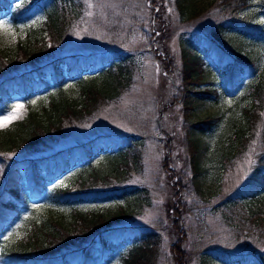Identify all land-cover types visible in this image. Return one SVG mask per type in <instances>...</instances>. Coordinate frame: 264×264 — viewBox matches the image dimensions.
I'll return each instance as SVG.
<instances>
[{"label": "rangeland", "instance_id": "rangeland-1", "mask_svg": "<svg viewBox=\"0 0 264 264\" xmlns=\"http://www.w3.org/2000/svg\"><path fill=\"white\" fill-rule=\"evenodd\" d=\"M18 1L12 0L13 3ZM39 2L40 6L37 5L29 18L14 23L10 20V11H14L15 7L10 5L5 11H0V25H3L0 27V52L13 57L18 45L27 43L31 32L41 31L48 13L68 9L75 17L66 25L67 34L61 45L52 48L51 51L55 50L53 54L48 56V53L43 60L66 55L120 54L126 66L122 72L130 80L118 97L102 102L99 111L90 120L81 123L79 128H68V124L65 128L67 134L47 148L44 147L41 152L26 150L14 156L21 158L44 155L100 134H108L129 138V143L123 145L127 147L120 149L122 152L116 159V163L128 161L129 177L122 185L127 187L121 192L122 196L105 201L83 200L66 204L60 202L62 200L51 198L47 188L44 196L34 199L28 209L22 210L14 221L4 225L2 245L22 238L32 220L40 219L43 215L62 219L68 217L74 209L106 215L123 210L127 215L114 225L135 227L137 235L117 245L109 260L101 261L100 264H123V257L133 246L132 243H140L142 236L148 232L155 234V241L151 246L157 251L158 264H177L173 262L171 254L173 245L179 246L185 257L182 264H235L232 259L239 254L255 252L259 256L264 251V242L258 230L264 231V224H256L261 214L250 215L258 202H247V199L252 198L250 195L243 196L246 195L245 191L239 190L253 170L257 138L251 139L246 150L233 156L234 160L228 164L224 162L225 159L216 155L227 143L228 132L233 125L231 117L241 113L247 102L245 90L241 91L246 80L236 91L227 88V84H232L230 78L238 75L237 72H231L229 60L247 52L245 57L252 61L251 65L257 68L255 73L260 77L264 68V37L257 39V44L243 43L244 51L239 46L241 51L235 45L233 48L228 37L226 46L217 43L212 49L221 59L206 54L202 65L205 89L218 88L225 91L217 99L213 96L203 99L193 96L199 85L194 86L190 93H182L181 88L180 91L178 89L184 77L181 54L184 49L189 53L186 49L189 39L213 33L215 23L232 25V19H227L230 23L225 22L227 20L215 8L217 1L38 0ZM247 9H257L255 20L264 29V11L260 2L250 1ZM227 25L224 26L228 27ZM231 30L234 31L229 32L240 33L239 29ZM48 39L45 34L41 41L47 42L49 46ZM187 53L185 57H188ZM28 60L21 61L19 58L14 63L19 68H24ZM93 81L100 83L101 79L86 80L85 84H82V80L79 84L82 87ZM80 86H73L72 92L68 88L66 91L69 96L79 98ZM37 100L38 98L32 99L30 103L35 104ZM18 105L22 107L17 108ZM14 110L15 118L0 125V128L23 116L27 105L17 101L0 119L12 115ZM209 121L212 124L202 126ZM199 127H202L204 133L199 134ZM225 129L228 131H224ZM167 155L170 156L166 160ZM96 159L104 158L99 155L93 164L68 172L58 182L60 188L70 187L77 178L86 175L92 168L102 167L100 165L104 162ZM195 164L198 167L196 169ZM174 175L175 178L172 177ZM1 178L0 170V180ZM100 186L101 189L104 188L103 185ZM246 192L250 193L249 190ZM178 196L183 206L180 205L176 211L179 215L176 216L177 223H174L173 208ZM0 264L3 263L0 261Z\"/></svg>", "mask_w": 264, "mask_h": 264}, {"label": "trees", "instance_id": "trees-1", "mask_svg": "<svg viewBox=\"0 0 264 264\" xmlns=\"http://www.w3.org/2000/svg\"><path fill=\"white\" fill-rule=\"evenodd\" d=\"M213 1H217L215 8L222 18L232 19V25L224 23L228 26L225 27L223 23L221 25L215 23L216 28L213 33L205 34V37L189 39L190 42L188 41L189 44L187 43L186 46L189 53L183 48L181 54L184 77L178 89L180 91L181 88L182 93H190L194 86L199 85L198 91L195 95L193 93V96H200L203 99L212 96L217 99L220 96L216 89L204 87L206 84L203 82L205 73L202 71V65L206 54L217 57L212 51L213 47L217 43L226 46L228 37L232 41H229L230 44L233 48L235 45L238 51L241 49L244 51L243 43L257 44V39L264 37V29L255 20L257 9H247L252 0ZM258 2L264 11V0ZM10 4L15 7L10 14L13 23L29 18L37 5L40 6L38 0H19L14 4L12 0H0V11H5ZM74 17L75 15L72 16L68 9L48 13L41 31L31 32L27 43H20L13 57L6 56L3 51L0 52V114L18 98L28 103L27 111L23 116L0 128L2 174L0 243H2L5 223L14 221L15 217L30 205L32 199L38 196V193H43L51 183L77 166L93 164L96 156L100 155L104 158L96 159L104 162L100 165L102 167L92 168L86 175L77 178L72 185L74 187L60 188L55 185L51 190V196L69 204L83 200L105 201L122 196L121 192L127 188L122 185L129 177L128 161L116 163V159L122 152L120 149L127 147L123 145L129 143V138L100 134L82 143H75L48 154L21 158L14 156L26 150L41 152L44 147L47 148L67 134L65 128L68 124L70 126L68 128H79L81 123L90 120L99 111L102 102L118 97L130 80L122 72L123 67L126 66L120 54L67 55L43 60L48 53V56L53 54L55 50H51L55 45L62 44L67 34L66 25L73 21ZM233 28L239 29L240 33L229 32L234 31L231 30ZM45 34L49 38V46L47 42L41 41ZM186 53L188 57H185ZM244 53L248 55L247 52ZM245 54L235 55L229 60L231 62L228 63V67L232 73L241 72L243 66L247 64L253 65ZM19 58L21 61L29 59L27 64L29 67L16 66L14 61ZM217 58L221 59V57ZM126 70L129 71L128 68ZM79 76L83 77L82 84H85L86 80L101 79V81L100 83L93 81L81 87ZM251 83L252 86L247 89L244 96L247 101L245 107L237 116L231 117L235 126H230L227 143L217 151L216 156L225 159L224 162L228 164L234 160L233 156H238L240 152L246 150L251 139L257 138L256 149L254 154L252 153L255 158L253 170L239 190H242L241 192L249 190L248 195L252 196V199H247V202H258L250 215L261 214L256 224H264V68L260 77L253 79ZM75 85L80 86L79 98L69 96L66 91L68 88L72 92L71 88ZM33 97H37L38 100L32 105L30 101ZM232 122L230 121V124ZM210 124L212 121L202 126ZM199 128H197L199 134L204 133L202 127ZM224 150L226 152L222 157ZM169 156L167 155L165 159L167 160ZM195 165V169L198 168L197 164ZM172 177L175 178V175ZM100 185L104 188L101 189ZM176 199L173 208L174 223H177L176 216L179 215L176 211L179 210L180 205L183 206L180 197ZM126 215L123 210L106 215L74 209L68 217L62 219L40 216V219L32 220L30 228L22 238L2 247L1 261L3 264H100L101 261L109 260L117 245L137 235L135 227L114 225ZM258 233L261 234L264 242V231L258 230ZM154 235L148 232L142 236L140 243H132L133 246L123 257V264H158L157 251L151 246L155 241ZM179 243H182L181 240ZM176 246L173 245L171 251L173 262L182 264L185 257L179 246ZM241 258L250 261L242 256L233 259ZM216 264L223 263L216 262Z\"/></svg>", "mask_w": 264, "mask_h": 264}, {"label": "snow or ice", "instance_id": "snow-or-ice-1", "mask_svg": "<svg viewBox=\"0 0 264 264\" xmlns=\"http://www.w3.org/2000/svg\"><path fill=\"white\" fill-rule=\"evenodd\" d=\"M0 27H3V25H0ZM22 106L18 105L17 108H20ZM15 118V110L13 112L12 115L8 116V117H3L2 119H0V125H3L4 123H7L9 120ZM7 239V237H6Z\"/></svg>", "mask_w": 264, "mask_h": 264}]
</instances>
